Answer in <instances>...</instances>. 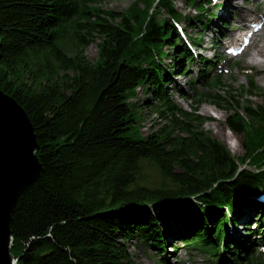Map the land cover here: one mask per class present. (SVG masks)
<instances>
[{
  "label": "trees",
  "instance_id": "1",
  "mask_svg": "<svg viewBox=\"0 0 264 264\" xmlns=\"http://www.w3.org/2000/svg\"><path fill=\"white\" fill-rule=\"evenodd\" d=\"M173 3L135 0L102 15L95 0H0V90L24 109L42 165L13 207L15 264H137L133 241L160 252L158 264H171L167 246L179 242L215 264H264L255 256L264 217L246 223L250 210L264 208V108L244 105L248 120L238 112L226 119L243 135L235 156L199 128L200 115L169 98L166 75L185 74L192 60ZM189 3L197 14L185 20L210 24L202 12L211 0ZM94 36L101 41L90 62L82 48ZM190 38L199 43L201 34ZM216 54L197 59L209 86L221 82L207 76ZM145 85L168 123L134 138L140 105L130 100ZM239 224L236 238L229 227Z\"/></svg>",
  "mask_w": 264,
  "mask_h": 264
},
{
  "label": "rangeland",
  "instance_id": "2",
  "mask_svg": "<svg viewBox=\"0 0 264 264\" xmlns=\"http://www.w3.org/2000/svg\"><path fill=\"white\" fill-rule=\"evenodd\" d=\"M134 1L135 0H95L94 5L104 11L101 13L103 15L108 11L121 13L131 6ZM171 1L174 2L175 9L183 15V17L176 22L175 26L180 37L191 51L192 60L188 63V70L185 74L179 75L176 73V70H173L166 75V78H170L166 86L169 98L191 115L195 113L200 115L202 121L200 125H198L199 128L224 144L233 155H242L244 153L243 135L229 130L226 119L230 114H234L235 112L246 117L243 108L244 105L264 108V73H256L255 69L258 68V65L250 62L249 52L252 48L250 51H246L240 55H234L230 51L231 48L235 47L232 40L238 37L239 34L249 32L253 27L249 24V27L245 31L236 33L234 37H232V34L229 32L234 25H244L246 19L250 20L254 17H262L260 21H264L262 4L258 5L256 0H211L207 8L214 9L215 12L213 11L212 16L207 15V10H209L207 8L205 12H202L210 18V24L206 27H198L196 21L190 23V21L185 20L186 17H192L197 14L194 5L189 3L190 0ZM138 5L140 8L144 7V3L142 2H139ZM241 8L252 10H250L249 13L243 14L244 20L238 18L241 15ZM163 15L164 12L161 11L160 16ZM254 23L258 24L259 22ZM219 27H223L221 31ZM198 33L201 34V39L199 43H194L190 37H195ZM94 37L93 40H89L82 48L83 56L90 62L95 61L97 58L98 43L101 41L98 36ZM225 44L231 48H225ZM164 49L168 51V59H165V63L169 65L172 63L171 55L173 48L171 45H165ZM251 52L253 53L254 51ZM214 53H217V60L221 61L216 62L215 66L208 71L207 76H219L221 82L218 85L209 86L206 84L204 73H201L204 69L203 63L197 61V59L200 57L213 59ZM201 91L206 92L209 97L198 102V95ZM213 99L218 100L221 106L213 104L211 101ZM130 101L133 104L140 105L138 109V125L141 132L138 134L132 130L130 131V136L134 138L146 136L153 130V127L157 128L160 125L168 123V120L160 117L153 110L156 101L153 99L152 89L149 86L145 85L139 87L136 90L135 97ZM205 108L209 109L210 112H204ZM246 119L248 120L247 117ZM218 131L222 132L223 137L219 136ZM259 197V199H261V196ZM258 214L264 217V208L260 209L259 213L255 211L251 212L250 210L246 223L250 222V225L254 227ZM241 218L243 221L244 218ZM262 222L263 226L260 227V229L264 231V219ZM241 227L240 224L235 228L230 226L229 233L235 235L237 232L236 238H240L239 236L243 235V228ZM237 229L240 233H238ZM256 239L260 241L256 240L255 242L257 245L255 256L264 261V246L260 247L263 244L262 242H264V237L261 236ZM128 247L137 264H158L160 252L142 245H137L134 241L129 243ZM167 258L171 264L216 263L213 257L208 253L197 249V247L183 246L181 242L177 243L176 249H171L167 246Z\"/></svg>",
  "mask_w": 264,
  "mask_h": 264
},
{
  "label": "water",
  "instance_id": "3",
  "mask_svg": "<svg viewBox=\"0 0 264 264\" xmlns=\"http://www.w3.org/2000/svg\"><path fill=\"white\" fill-rule=\"evenodd\" d=\"M32 124L24 109L0 90V264H13L11 215L20 192L42 171Z\"/></svg>",
  "mask_w": 264,
  "mask_h": 264
},
{
  "label": "bare ground",
  "instance_id": "4",
  "mask_svg": "<svg viewBox=\"0 0 264 264\" xmlns=\"http://www.w3.org/2000/svg\"><path fill=\"white\" fill-rule=\"evenodd\" d=\"M256 3L258 5L262 4V8L264 10V0H256ZM250 10L251 9L248 8H241L240 9L241 15L238 18L244 20L243 14L249 13ZM261 18L262 17L259 18L254 17L250 20L246 19L244 25L241 26L234 25L229 32L232 34L231 35L232 37H234V35L238 32L245 31L249 27V24L253 28L249 32H246L244 34H239L238 37L232 40V43L235 44V47L231 48L225 44V48H231L230 51L234 55H240L242 53H245L246 51H250V49L252 48L251 51L254 52L253 53L251 51L249 52V59L251 63L258 65V68L255 69L256 73H264V21H260ZM253 21L259 23L255 24ZM204 112L207 113L210 112V110L205 108ZM218 134L220 137H223L222 132L218 131ZM15 261L16 260L13 259L14 264Z\"/></svg>",
  "mask_w": 264,
  "mask_h": 264
}]
</instances>
